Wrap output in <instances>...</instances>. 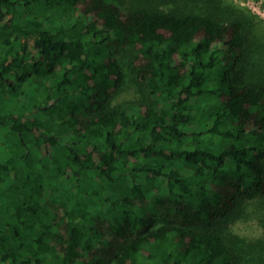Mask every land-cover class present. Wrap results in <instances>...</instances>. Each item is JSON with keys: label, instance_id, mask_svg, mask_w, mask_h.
<instances>
[{"label": "trees", "instance_id": "1", "mask_svg": "<svg viewBox=\"0 0 264 264\" xmlns=\"http://www.w3.org/2000/svg\"><path fill=\"white\" fill-rule=\"evenodd\" d=\"M255 21L222 0H0V264H264V236L233 230L264 228Z\"/></svg>", "mask_w": 264, "mask_h": 264}, {"label": "rangeland", "instance_id": "2", "mask_svg": "<svg viewBox=\"0 0 264 264\" xmlns=\"http://www.w3.org/2000/svg\"><path fill=\"white\" fill-rule=\"evenodd\" d=\"M231 4L238 9H246L255 17V22L264 24V0H222V3ZM246 76L255 79V81L264 80V67L248 66ZM135 92L131 88L123 94L119 100L134 98ZM233 230L236 234L248 238H260L264 236V228L260 225L256 217H251L246 220H240L233 225Z\"/></svg>", "mask_w": 264, "mask_h": 264}]
</instances>
